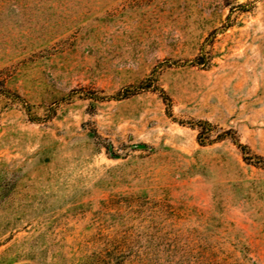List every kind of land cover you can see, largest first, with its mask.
I'll return each mask as SVG.
<instances>
[{
	"label": "rangeland",
	"instance_id": "rangeland-1",
	"mask_svg": "<svg viewBox=\"0 0 264 264\" xmlns=\"http://www.w3.org/2000/svg\"><path fill=\"white\" fill-rule=\"evenodd\" d=\"M0 264H264V0H0Z\"/></svg>",
	"mask_w": 264,
	"mask_h": 264
}]
</instances>
